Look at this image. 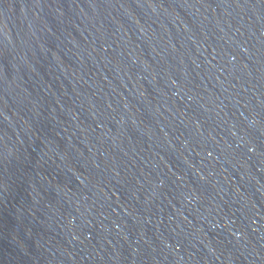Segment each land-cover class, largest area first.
<instances>
[{"label": "water", "instance_id": "95a60500", "mask_svg": "<svg viewBox=\"0 0 264 264\" xmlns=\"http://www.w3.org/2000/svg\"><path fill=\"white\" fill-rule=\"evenodd\" d=\"M0 264H264V0H0Z\"/></svg>", "mask_w": 264, "mask_h": 264}]
</instances>
